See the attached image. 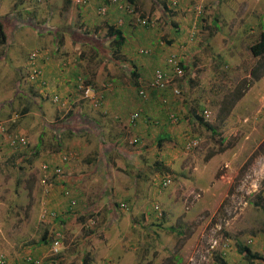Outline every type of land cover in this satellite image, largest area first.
<instances>
[{
  "label": "rangeland",
  "instance_id": "1",
  "mask_svg": "<svg viewBox=\"0 0 264 264\" xmlns=\"http://www.w3.org/2000/svg\"><path fill=\"white\" fill-rule=\"evenodd\" d=\"M48 1L38 4L40 2L28 0L21 7L22 17L35 30L45 29L47 24H52L64 33L69 24L75 27L78 23L81 29L96 30L94 33L93 30L82 33L86 37L85 45L64 39L59 47L75 49L76 54L82 52L84 57L78 61L81 70L79 76L85 74L97 83L111 79L112 92L126 97L123 108L117 109L118 105L115 104L110 112L116 118L112 125L107 123L104 129L111 135L110 139L116 144L115 138L121 140L124 137L123 144L126 143L132 151L136 147L131 145L133 139L137 141V137H140L145 143L140 135V124L148 109V101L154 106L153 112L146 117L153 132L165 127L171 136L160 138L157 142L150 140L153 143L147 141L150 146L136 152L133 157L126 152L116 157L115 174L111 173L112 165H99L92 173L93 163L86 161L95 154V146L91 143L92 132L88 133L85 129L70 132L68 142L74 141L76 145L64 150L60 144L67 139L61 132H56L58 130L54 131L52 125H47L43 118L46 105H57L63 113L75 111L73 103H70L72 100L74 103L84 101L82 106H85V113L90 112L88 109L95 111L90 100H83L85 96L78 86L71 93L76 100L71 95L61 97L58 94V102H53L50 91L45 92L46 89L38 85L32 86L26 79L28 68L23 65L19 73L23 75L20 86L28 95L5 113V117L0 118L5 122L3 125L7 131L6 134L0 133V151L9 156L6 160L0 158V167L3 174L6 172L7 176H11L6 191L3 190L0 195V255L9 258L18 254H33L34 249H40L37 255L44 260L42 264H84V261L88 264H223L222 261L226 264H260L259 261L247 260L237 244L246 245L264 256V54L253 59L248 51L257 40L261 28H264V0H140L141 7L134 6V14L123 6L111 7L110 3L99 6L98 0H90L88 5L75 11L70 10L74 8L72 5H76L72 1ZM102 7H105L104 12H100ZM81 8L87 15L85 19L80 17ZM124 15L131 19L134 29L126 27ZM139 15L149 18L150 24H137ZM102 21L121 26L126 35L129 32L134 35L145 33V45L140 39L136 41L144 46L141 48L138 45L139 53L145 58L142 59L146 63L145 77L139 68L140 62L130 53L132 64L138 72L137 84L131 78L129 64L120 66L110 61L103 62L106 55L105 51L102 54L104 44L100 40L107 32V26ZM187 33L185 42L182 37H187ZM42 34L45 35L42 36L44 42L41 45L50 47L53 44L52 36L47 31ZM90 37H96V42H90ZM147 39H152L154 43H149ZM179 39L185 45H190L189 52L195 51L190 60L191 70L185 78L189 75L187 79L197 82L196 88L191 89L187 96L180 89V94L176 96L180 100V111L170 105L176 100L175 94L167 92L171 96L166 97L165 91L148 85L157 68L167 67L172 54L177 53L181 60L175 49ZM105 45L111 48L109 40L105 41ZM29 48L22 47L24 60ZM232 49L240 54L238 62H231L237 71L228 62L221 61L224 56L229 59L234 56L230 54ZM218 60L220 63L215 70L213 65L218 64ZM243 60L247 63L240 69ZM99 68H103L100 73ZM12 75L14 72L10 73ZM141 88H145V96L140 94ZM35 96H39L40 100L36 101ZM24 104L32 111L31 118L38 127L50 131L41 141L52 152L49 153V160H42L43 151L40 149L35 151L37 134L31 133L27 126L28 131L21 130L27 138L23 152L8 144L7 135L20 133L11 128L14 122L9 119L13 113L17 119ZM238 106L243 107V116L259 106L262 117L224 121V107ZM193 109H196V115L209 109L210 117L203 120L208 123L213 121L218 128L223 121L227 122L225 134L222 133L224 136H214L212 139L210 133L205 131V122L195 118L199 122L197 126L194 120H188V117L196 116L191 111ZM135 111L140 117L131 125L129 115ZM170 114L179 117V121L172 124L167 122L166 115L170 117ZM21 116L19 121L27 115ZM147 125L150 126L149 123ZM180 126L185 142L198 139L197 146L186 149L183 145L182 148V138L180 140L177 135H172V131ZM86 128L92 130L90 125ZM83 131L88 135H82ZM193 135L194 138L191 137ZM223 149L225 151H221ZM14 151L16 155L23 153L24 158L28 157L31 162L28 170H21L26 168L21 155V159L11 157ZM211 154L217 163L218 179L201 178L194 166L198 165L203 173L211 170L213 160L205 165ZM53 156L56 160L51 158ZM169 160L179 173L176 170L169 173L164 171L163 162ZM64 162H68L69 167L73 165L74 169L64 171L59 164ZM182 162L187 163L188 169L184 175L179 171ZM43 165H48L49 169H44ZM57 166L61 172L52 174V169ZM147 168L150 176L141 179L138 173L145 172ZM189 168L193 171L190 172ZM106 171L111 173L109 178H113L107 184L109 178L102 175H107L104 173ZM87 172L90 175L76 179L74 183L66 181V173L77 176ZM56 175L59 177L56 178ZM165 178L171 180L167 185L162 184ZM90 179L101 182L91 184ZM68 199L75 201L74 207H67ZM122 203L125 206H121ZM56 240L58 244H55Z\"/></svg>",
  "mask_w": 264,
  "mask_h": 264
},
{
  "label": "crops",
  "instance_id": "2",
  "mask_svg": "<svg viewBox=\"0 0 264 264\" xmlns=\"http://www.w3.org/2000/svg\"><path fill=\"white\" fill-rule=\"evenodd\" d=\"M69 1L71 2V0H69ZM127 1H128V4L133 6V7L134 6L135 7H137V6L141 7L140 0H134L133 2L131 0H127ZM25 2L28 3V0H0V27H1V32H2V33L0 32V118L5 117V113L7 114L12 107H14L16 104L18 105V102L21 101L22 99H25V96L28 95V93L25 92L22 89V87L20 86L21 85V82H20L21 76H23V75L19 74V73L21 72L23 65H25L28 68L26 79L32 83V86L38 85V87H41L42 89H46L45 92H47V90L50 91V94H52L50 99L56 103L58 102L59 95L61 97H64L65 95H68L70 97V95H71L74 98V96L71 93L75 90L76 87L79 86L80 83H82V81L79 80L80 79L79 73H81V70L79 68V62L78 61L80 60L81 57H84V55L82 54L81 51L79 54H76L75 49L66 50V49H63L62 47H59V46H61L63 44L64 39H71V41H73L74 44H84L85 45V44H87V43H85L86 37L83 35L82 38L78 39L74 36H71V32H70V30L68 31V29H66L65 32L62 33L63 31H59L58 27L55 25H52V24L51 25L47 24V27L45 29L41 28V29L35 30V28H32L31 26H29L27 24V22L25 21V19L22 17L21 7H23L25 5ZM46 2H49V1H46ZM96 2L97 3L100 2V4H98L99 6L100 5L105 6V5H103L104 3H110L111 7H118L119 6L115 2L114 3L110 2V0H98ZM34 3H37V2H34ZM164 3H165V1H164ZM38 4H41V3H38ZM71 7H74V8H71L70 10L75 11L76 9L79 10V7H84V5H82V6L81 5H75V6L72 5ZM80 12H81V14H80ZM80 12L76 11L77 14L78 13L80 14L81 18L84 17V19H85L87 17V15H86V13H83V8H81ZM124 16H126L125 19H127V15H124ZM140 17H142V15H140ZM122 20H123V17L120 19V23ZM106 22H109L110 24L112 23L111 21H102V24L106 26ZM128 22H129V25H128ZM125 24H126V27L128 29H130V27L131 28L134 27L130 18L127 19V22ZM77 25H80V23H78ZM95 28H97V26ZM262 29L263 28H261V30ZM44 31L49 32V34L52 36L51 38H53V40H52L53 44H51L50 47H46V44L41 45V42H44V41H42L43 40L42 36L45 35V34H42V32H44ZM127 32H129V30ZM129 33H130L129 35L125 34V42H124L123 46L121 47L122 55L126 56L128 58V59L125 58L124 62L126 64L130 65V63H133L130 53L132 55H135V58H137V61L140 62L139 68L142 71L143 76L145 77L144 73H145L146 63H144L142 60L145 58L141 53H139V48L140 47L142 48L144 46L136 43V41L140 39L142 42H144V45H145V33L136 34V35L132 34L131 32H129ZM185 34H186V32H185ZM259 35H260V33H259ZM40 38H41V41H39ZM182 38L186 42V40L188 38V33H187V37L183 36ZM258 38H259V36L257 37V39ZM106 40L110 41V39H107L106 37H103L100 40V41H102L101 43L104 44V47L102 48L103 49L102 54H103V51H105V55L106 56L110 55L109 57L111 58L110 52L112 49L110 47L106 48V45H105ZM151 40L152 39H147V41L149 43L151 42L153 44L154 41L153 40L151 41ZM178 43H179V45H177V47L175 49L179 52V55L181 56L180 62L182 61L183 65H184L183 66L184 67L183 68L184 73L181 76H178L177 78H175V80L171 83L172 85L167 90H165V94L167 92L172 93L171 88L175 86V87H178L179 89H181V92H184L185 95L187 96L190 94L191 89L194 90L197 86L196 81H190V79H187L189 75H187V77L185 78V75L187 73H189L191 70L189 68L190 67L189 66L190 60H191V56H193L195 54V51L189 52L190 45H188V44L185 45V43L182 42V39H179ZM138 45L140 47H138ZM25 46H30V48L27 52H25L26 53V59L24 60V58H22L23 57L22 56V47H25ZM134 46H135V48H134ZM36 47H38V50H35ZM180 47H182V48H180ZM39 50H41L42 52ZM248 51L251 52L250 47H249ZM34 52L38 53L36 56V62L35 63L37 64V66H39L41 68L42 79H43L42 83L39 81H31L29 79V76H28L29 72H30V56ZM157 54L159 55V53H157ZM174 54L177 55V53H174ZM230 54L231 55L234 54V56L230 59L224 56V58L221 61L228 62L230 64V66L232 68H234V65L231 62H234V63L238 62L240 54H238L237 50H235V49H232ZM23 55H24V53H23ZM71 57H73L74 59H71ZM253 57L255 58L257 56L252 54V58ZM245 60H247V59H245ZM110 62H112V60H110ZM217 62H218V64L215 63L213 65V68L215 70H217L219 63H220V60H218ZM245 62L247 63V61L243 60V62L240 64V66H239L240 69L244 68L246 66ZM102 70H103V68L102 69L99 68L98 73H100ZM235 71H237V69H235ZM13 72H14V76L13 75L10 76V73H13ZM81 76H83V78H85L86 80H88L90 82V84H85L84 81H86V80L82 79L83 83H84V84L82 83L83 85L90 86L92 89H94V92L97 94H101V95L103 94L102 102L98 107H96L92 104V99L89 96H85L83 94V96H85L83 98V100H87V101L90 100L89 101V102H91L90 105L92 106V108L95 111L88 109V111H90V112L86 111L89 114L88 115L87 113L83 112V108H85V106H82V104L84 101H76V103H74V101L72 100L70 103H73V108L75 111H68V112L63 113V111H59L61 109L57 105H54L53 107H51L50 105H46V109H45V107L43 108V110L45 112V115L43 116V118L46 120L47 125H49V124L52 125L55 128L54 131L58 130L56 132H61L62 135L67 139V141L64 140V142H62V144H60L61 146H63L64 150H66L68 147H74L76 145L74 141H72L71 143L68 142L69 141L68 139L71 135L70 132H76L79 129H85V130H87L88 133L92 132L93 138L91 139V143H93L95 146V149L93 151V152H95V154L92 157V159L86 160L87 163H89V161L93 163L92 169H91L92 173H93V169L95 171L99 167V165H103L104 167L105 166L109 167L110 165H112L111 173L115 174V168H116L117 162H118L116 157H120L121 154L125 153V152L129 153L130 157H133V156H135L136 152L139 153L141 150H143L144 148L147 147V145L149 144V143H147V141L150 143H153L152 141L157 142V140H159L160 138L171 136V134L168 133V131L165 127H164V129H161L160 131H157L156 133L153 132V129L151 128V123L146 120V117H148V114L153 112L154 106H153L152 102L148 101V109H146L145 117L142 118V121L140 124V127H141L140 128V132H141L140 135L144 137L145 143L143 142V139L140 137H137L138 138L137 141H134V139H133L132 142L130 141L131 145L136 146L133 151L130 150L126 146L127 145L126 143L123 144L124 137H122L121 140L119 138L118 139L115 138V140H116V144H115V142L112 141L113 139H110L111 135L107 134L104 129H105V126L107 125V123L112 125L111 124L112 121L114 122V120L116 119L115 116H114V118H115L114 119L112 117V114L110 113L112 111V109L115 107V104L118 105V107L116 106L117 109H120V107H122L123 105L126 104V97H121V95L117 96V95H115V91L112 92L113 86H111V84L113 82L111 81V79H106L105 80L106 84H105V81L97 83L96 81L90 79L85 74H81ZM23 80H24V78H23ZM178 81H179V84H178ZM130 84H132V83H130ZM168 96L170 97L171 95H169L167 93L166 97H168ZM176 96L177 95H175V97ZM22 97H24V98H22ZM200 97H202V96H200ZM76 99L77 98L75 97L74 100H76ZM103 99L105 100V102ZM257 99H259V97H257ZM35 100L39 101L40 100L39 96H35ZM183 101L185 102L186 100L183 99ZM194 101L196 103L198 101V99L194 100ZM179 102H180L179 97H176V100L170 105L176 107L177 110L180 111L181 108L179 106ZM54 107H58L59 109H56ZM102 107H105V108L103 109ZM224 108H225L224 109L225 111H223L222 116L224 118V121H227V122L231 118H239L240 119L241 117H245V118H247L246 120H249V119H251V116H253V118H261L262 117L261 109L259 106H257V109L254 108L253 110H251V112H247V114L245 116H243V114L241 113V110L243 108L241 106L233 107V108L227 107L228 109L226 107H224ZM229 109H230V111H228ZM81 110L83 113L81 112ZM183 112L186 113L185 114V116H186L187 112L185 110ZM258 112L260 115L258 114ZM20 113H21V115L25 114V116L26 115L27 116L19 121V119L22 116L20 115L16 119L14 117V113H13V115L9 119L11 122H14L11 124V128L16 129L15 132H20V133H16V134H22L25 130H27L25 128L27 126L28 130H30L31 133H33V134L36 133L37 134V136H36L37 140H36V137L34 138L36 140V145L34 147L35 151L40 149L41 151H43V154L41 156L42 160H43V158L45 159V161L49 160L50 159L49 153H52V152H50V150L47 147H44L43 144L41 143L42 138L44 137L45 133L48 132V130L45 127H38V124H36V121L33 118H31L32 117V111L26 106V104H24L23 107H21ZM154 113H156V112H154ZM41 115H43V113H41ZM27 117H28V121L26 120ZM195 118L197 119L196 116H194V118L188 117V120L191 119L190 121L194 120L196 122V124L199 123L198 120H196ZM138 120L139 119H137L133 123L130 122V124L134 125ZM166 120H167V122L171 123L169 121V117L167 115H166ZM78 121H81L83 124L80 125V123ZM190 121H188V122H190ZM224 121L219 126L220 128H218L217 124H215L213 121H212L213 123L212 122H209V123L203 122L205 124V131L210 133V137L212 139L214 138V136H216V137L217 136H224L223 135V134H225L224 127L226 126V123H227V122L224 123ZM0 122L2 124L3 123L5 124V122H3V121H0ZM148 123L150 124V126L147 125ZM190 123H192V122H190ZM89 125L92 126V130H89L88 128H86V127H89ZM197 126H198V124H197ZM7 128L9 130L11 129L9 126H7ZM21 130L23 131L22 133H21ZM181 132H182V130H181V126H180L179 129L177 128L176 130L172 131V135L173 136L177 135V138L180 140L182 138V140L180 141V143H181L180 145H182V148H183V145L185 147L186 142L184 140L185 138L183 139ZM88 133H85V131H83L82 135L87 136ZM185 133H187V132H185ZM0 136H1V134H0ZM108 137H109V139H107ZM191 137L194 138L195 135H193ZM189 138H190V136H189ZM150 140H152V141H150ZM221 140H223V137L221 138ZM139 142H141V143L139 144ZM116 145H117V150L119 151V153H117ZM148 146H150V145H148ZM19 148H21V149H19ZM19 148H16V150H20V152H23L22 148H24V147H19ZM128 150H130V151H128ZM160 151H162V150H160ZM221 151H225V149H223ZM13 154L16 155L15 151H14V153H12L11 157H15V158L19 157L20 158L21 153H19V155H16V156ZM21 156L23 159H21V158L20 159L23 160V163L26 165L25 166L26 168H21V170L26 171L30 167L31 162H30V160H28V157L24 158L25 156L23 155V153ZM0 158L2 160H6L9 158V156L6 155V153H4L1 150L0 151ZM51 158L56 160V158H54V156ZM214 158L215 157L213 156V154H211L205 161V165H206V163H208L211 160H213V162H214V167H212L211 170H209V171L207 170L206 172L203 173V172L199 171L200 167L198 165L194 166L195 169H197V171H198V175L201 174V175H199L201 178L218 179L219 174H217V171H216L217 170V163H216ZM59 164H61L63 166L64 171L66 170L67 172H71L72 169H74L73 165L71 167L68 166V164H69L68 162H64L63 164L59 163ZM163 164L165 165V167L163 166V168H165L164 171H166V172L176 170V169L174 170V166L172 165V161H170V160L163 162ZM190 164H191V162L189 163V165ZM139 165H141V167H142L141 163ZM44 166H46V168H45L46 170L49 169L48 165H43V167ZM186 167H187V163L182 162V164L180 165V169H179V171L182 173L181 175H184V174H186V172H188V169ZM148 168H147V170H145V172H142V173L139 172L138 173L139 176L141 177V179H148V176H150V173L148 172ZM214 168H215V170H214ZM189 170H190V172L193 171L190 168H189ZM156 171H159V170L157 169ZM45 172L48 173V171H45ZM147 172H148V174H147ZM176 172H178V171L176 170ZM51 173L54 174V169H52ZM104 173H107V175L102 174V175H104V177H108V178L110 177L111 173H109L108 171H106ZM193 174H194V172L191 173L192 176H193ZM85 175H90V173L89 172L80 173L77 176H74L73 173H66V181H68L70 183H72V182L74 183V181L76 179H81V178L83 179V176H85ZM104 177L102 179H104ZM164 177H166V176H164ZM9 178L11 179V176L10 175L7 176L6 172H5V174H3L2 168L0 167V195H1V192L3 190L6 191V189H7L6 184H10V181L8 180ZM105 179H107V178H105ZM111 179H113V178H111ZM111 179L110 178L107 179L106 184L110 183ZM84 181L87 182L88 179H84ZM90 181H91V184H96L98 181L101 182V180H98V179H90ZM116 182H117V180H116ZM117 184L119 185V182H117ZM21 189H23V188H21ZM106 190L107 189L105 188L104 189L105 193H106ZM39 250L40 249H34V253L32 255L34 257L40 258V256L37 255L39 253ZM27 254H31V253H24L23 255L18 254L16 256H9V258H7L8 264H28V263L22 261L23 256H25ZM42 261H44V260L42 259ZM43 264H46V263L43 262Z\"/></svg>",
  "mask_w": 264,
  "mask_h": 264
},
{
  "label": "built area",
  "instance_id": "3",
  "mask_svg": "<svg viewBox=\"0 0 264 264\" xmlns=\"http://www.w3.org/2000/svg\"><path fill=\"white\" fill-rule=\"evenodd\" d=\"M37 2H46L48 0H35ZM73 3H75L76 5H85L87 4L90 0H71ZM113 2H115L116 4H118L119 6H123L127 9V11L130 14H134V7L129 5L128 2L127 3H123L122 0L118 1V0H112ZM127 1V0H126ZM105 7L100 8V12H104ZM137 24L140 25H148L150 24L151 20L149 18H142L139 16H137L136 18ZM141 52H144V50H141ZM146 52V51H145ZM36 56L37 53L34 52L31 54L30 56V72H29V79L31 81H39L42 83V71L40 69L39 66H37L36 62ZM168 67L169 70L167 68H157L154 73L152 78L149 81V85L150 88L153 89H157V90H161V91H165L167 90L172 83V80L174 77H178L181 76L183 74V68L180 65V59L175 55L172 54L169 59H168ZM79 88L81 90V92L85 95V96H89L92 99V103L94 104V106L98 107L101 102H102V98L103 96L101 94H97L94 92V89H92L90 86H85L82 83L79 85ZM171 91L173 94L178 95L180 93V89L178 87H172ZM90 92V93H89ZM140 94L142 96H145V88H141L139 90ZM200 114L202 115V117L205 118H209L210 116V111L208 109H204L200 112ZM17 116V114L15 115ZM170 122L175 123L177 122V117L175 115L170 114ZM138 119V113L134 112L130 115V121L131 123L135 122ZM0 133L2 134H6V126H4L2 123L0 124ZM8 139V144L10 146H12L13 148H19V147H24L27 145V138L22 135V134H14V135H7L6 136ZM135 141V139H134ZM199 143L198 139H191L188 140L185 143V148L186 149H190L192 147L197 146V144ZM44 169L46 168V166L43 167ZM55 173H60L61 172V168L60 167H56L54 169ZM170 178H165V180L162 182L163 185H167L168 183H170ZM263 194H264V189L262 190ZM71 204L73 205L75 203L74 200L70 201ZM121 206H125V204H121ZM58 240L55 241V244H58ZM24 261L28 264H42V260L39 258H34L31 255L27 254L24 256ZM0 264H8V259L6 256L4 255H0Z\"/></svg>",
  "mask_w": 264,
  "mask_h": 264
},
{
  "label": "trees",
  "instance_id": "4",
  "mask_svg": "<svg viewBox=\"0 0 264 264\" xmlns=\"http://www.w3.org/2000/svg\"><path fill=\"white\" fill-rule=\"evenodd\" d=\"M118 1H120V0H118ZM131 1L133 2L134 0H131ZM110 2H111V0H110ZM118 8H119V6H118ZM123 11L126 12L125 10H123ZM80 26H81V24L80 25H75V27H73V25L69 24V27H67L66 29H68V31L70 30L72 36L80 39V38L83 37V35H82L83 32L90 31V30L81 29ZM106 26H107V32L105 33L104 37H106L107 39H110V44H111V49L112 50L110 52L111 58L109 57L110 55H108L105 58H103V59H105L103 62L112 60V62H114V63H116L118 65L120 64V66H122L123 63L126 64L124 62L125 61V58H121L122 57L121 47L123 46V44L125 42V32L123 31V28L121 26L117 25V24L115 25V24H112V23L110 24V23L106 22ZM216 26H218V25H216ZM0 32H1V27H0ZM94 32H96V30L93 29V33ZM90 40H91L90 42H92L93 40H94L93 42H96V37H94V38L93 37H90ZM85 43H87L86 40H85ZM250 50H251L252 54L255 55V56H259V55L264 54V28L261 30L260 35H259V38L254 43H252L250 45ZM180 64H181V67L184 68L183 67L184 65H183L182 61L180 62ZM165 68H167L169 70V67L168 66L165 67ZM129 72L131 74V78L132 79H135V83L137 84L138 72L135 70V66L132 63H130V65H129ZM79 77L81 79H83V80H86L85 78H83V76H79ZM175 78H177V77H174L173 80H172V82L175 80ZM83 80H81L82 83H83ZM84 83L85 84H90V82L88 80L84 81ZM148 85H149V83H148ZM102 96H103V94H102ZM192 112H193V115H196V109H193ZM139 117L140 116H139V113H138V119H139ZM196 117L201 122H205L203 120L204 117H202L201 114L200 115L197 114ZM169 121H170V118H169ZM178 121H179V117H177V122ZM36 151H38V150H36ZM58 177L59 176L56 175V178H58ZM62 180L64 181V179H60V181H62ZM68 201H70V199H68ZM67 207L70 208V207H74V206L69 202L68 205H67ZM44 240H45V238L43 239V241ZM237 245H238L239 251L243 253V255L247 258V260H249L250 262L259 261L260 264H262V261L261 260L264 261V256H261L258 253H255L254 251H252L246 245L243 246L240 243H238ZM29 255H31L32 257H34L32 254H29ZM34 258H38V257H34ZM22 261H24V256H23ZM222 262H223V264H226L224 261H222ZM84 264H88V263H86V261H84Z\"/></svg>",
  "mask_w": 264,
  "mask_h": 264
}]
</instances>
